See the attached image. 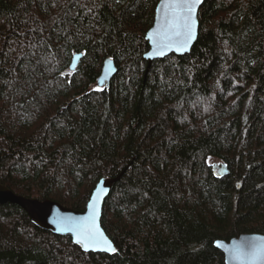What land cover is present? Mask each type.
Listing matches in <instances>:
<instances>
[{"label": "trees", "instance_id": "trees-1", "mask_svg": "<svg viewBox=\"0 0 264 264\" xmlns=\"http://www.w3.org/2000/svg\"><path fill=\"white\" fill-rule=\"evenodd\" d=\"M158 1L0 0V182L83 210L125 169L101 218L115 253L5 203L0 264H226L216 239L264 233V0H205L191 50L148 69Z\"/></svg>", "mask_w": 264, "mask_h": 264}, {"label": "water", "instance_id": "water-1", "mask_svg": "<svg viewBox=\"0 0 264 264\" xmlns=\"http://www.w3.org/2000/svg\"><path fill=\"white\" fill-rule=\"evenodd\" d=\"M205 0L197 5L196 8V26L195 37L188 44L186 48L177 50L175 47L162 48V55L155 54L154 39H159L158 36L153 35L156 30L164 23L165 10L162 8L163 0H159L155 8L154 22L147 30L146 38L149 41L150 48L144 54L148 60V69L153 61L157 58L164 57L172 52L177 54H184L189 52L196 42L199 34V10ZM82 52H77L73 55L70 64L71 69H75L80 62ZM118 72L116 61L112 57H107L104 60L103 67L100 75L97 78V85L99 87L109 86L113 76ZM213 170L217 176H223L230 173V168L227 162L213 164ZM125 169L121 170L115 176H103L96 183L92 190L91 196L87 202L86 208L83 210L75 209L66 206L56 200L50 198L40 199L38 197H28L16 193L7 185L0 182V204L14 203L21 206L30 216L31 220L38 226L50 230L56 234L71 236L73 242L80 245L84 251L107 252L113 254L117 251L114 241L106 233L102 226L101 218L103 214L104 202L109 195L111 189L117 181H119ZM100 190V191H98ZM96 199L95 209V223L96 227L103 234V237L111 242L112 246L116 248L115 252L101 250V248H85L79 242L77 235L78 227L85 221L91 214L92 210L89 204ZM215 246L219 248L225 256L226 264H264V233L261 232H243L238 236L230 239L218 238L214 242Z\"/></svg>", "mask_w": 264, "mask_h": 264}, {"label": "snow or ice", "instance_id": "snow-or-ice-1", "mask_svg": "<svg viewBox=\"0 0 264 264\" xmlns=\"http://www.w3.org/2000/svg\"><path fill=\"white\" fill-rule=\"evenodd\" d=\"M201 0H163L162 8L165 10L164 23L153 35L155 54L162 55V48L175 47L177 50L186 48L195 37L196 8ZM100 191V190H98ZM96 199L89 204L92 214L78 227L77 235L79 242L87 248H101L109 252H115L110 241L96 227L95 209Z\"/></svg>", "mask_w": 264, "mask_h": 264}, {"label": "rangeland", "instance_id": "rangeland-1", "mask_svg": "<svg viewBox=\"0 0 264 264\" xmlns=\"http://www.w3.org/2000/svg\"><path fill=\"white\" fill-rule=\"evenodd\" d=\"M93 86L96 87V86H98V85L95 83ZM220 162H222V160L219 159V158H217V157H211V158H210V163H211V164H214V163H220Z\"/></svg>", "mask_w": 264, "mask_h": 264}]
</instances>
